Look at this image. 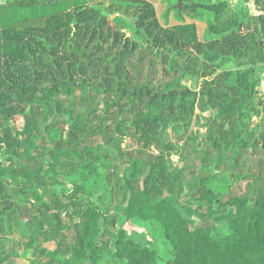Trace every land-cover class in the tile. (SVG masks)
<instances>
[{"label": "trees", "instance_id": "16d2710c", "mask_svg": "<svg viewBox=\"0 0 264 264\" xmlns=\"http://www.w3.org/2000/svg\"><path fill=\"white\" fill-rule=\"evenodd\" d=\"M182 2L0 4V264H264V0Z\"/></svg>", "mask_w": 264, "mask_h": 264}, {"label": "crops", "instance_id": "0c3cea01", "mask_svg": "<svg viewBox=\"0 0 264 264\" xmlns=\"http://www.w3.org/2000/svg\"><path fill=\"white\" fill-rule=\"evenodd\" d=\"M4 1L5 0H0V4L4 3ZM147 1L151 2L155 6V9H156V12H157V15L159 16V18L163 17L167 13V11L169 10L170 3L174 2V0H147ZM240 2H241V0H232L233 5H238ZM249 5H250L251 10L254 12L255 11L254 3L250 2ZM186 21L189 23H195L197 25L199 38L201 40H203L206 29H207L206 23L198 21V20H192L189 18H186ZM169 22L171 25L177 24L174 13L170 14Z\"/></svg>", "mask_w": 264, "mask_h": 264}, {"label": "rangeland", "instance_id": "374dc122", "mask_svg": "<svg viewBox=\"0 0 264 264\" xmlns=\"http://www.w3.org/2000/svg\"><path fill=\"white\" fill-rule=\"evenodd\" d=\"M92 1H93V2L108 3L110 0H92ZM162 16H163V15H162ZM163 17H164V16H163ZM163 17H160V21H161L162 24H164V19H163ZM174 25H175V24H174ZM202 36H203V35H202ZM260 89H261V92L264 93V81L261 83V87H260ZM208 115H209V114H204L203 116H204V117H208ZM254 120H256V119H254ZM201 130H202L203 133L206 132V129H205V128H203V129H201ZM127 143H130V144H131V143H133V142H132V140H128ZM127 143H126V144H127ZM248 153H249V152H247L246 155H248ZM260 155H262V154H260ZM174 160H175V161H178V158H174ZM66 183H67V185H66V189H67L68 191H70L73 182H72L71 179H66ZM217 207H218V206H217ZM14 239H15V240H18L17 237H15ZM16 253H17L18 257L14 259V263H15V264H32V261L37 260L36 257L32 256V254H31V255L28 254L29 252H27V251L24 249V247H23L22 244H18V245L16 246ZM160 263H161V264H164V263H162V262H160ZM38 264H42V263H38Z\"/></svg>", "mask_w": 264, "mask_h": 264}, {"label": "water", "instance_id": "95a60500", "mask_svg": "<svg viewBox=\"0 0 264 264\" xmlns=\"http://www.w3.org/2000/svg\"><path fill=\"white\" fill-rule=\"evenodd\" d=\"M178 9H179V12H181L183 10V2L182 0H179L178 1V5H177ZM114 18V16H113ZM110 24L112 25V23L110 22Z\"/></svg>", "mask_w": 264, "mask_h": 264}]
</instances>
